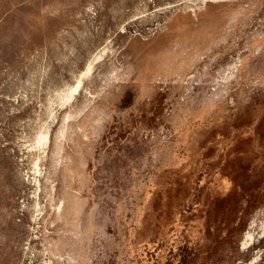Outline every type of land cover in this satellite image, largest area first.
<instances>
[{
  "label": "rangeland",
  "instance_id": "obj_1",
  "mask_svg": "<svg viewBox=\"0 0 264 264\" xmlns=\"http://www.w3.org/2000/svg\"><path fill=\"white\" fill-rule=\"evenodd\" d=\"M0 264H264V0H0Z\"/></svg>",
  "mask_w": 264,
  "mask_h": 264
}]
</instances>
